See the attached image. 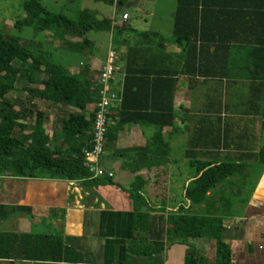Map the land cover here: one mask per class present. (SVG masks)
Here are the masks:
<instances>
[{
  "label": "crops",
  "instance_id": "obj_1",
  "mask_svg": "<svg viewBox=\"0 0 264 264\" xmlns=\"http://www.w3.org/2000/svg\"><path fill=\"white\" fill-rule=\"evenodd\" d=\"M129 3L115 0L107 16L125 30L128 42L117 48L115 86L123 93L130 80L125 112L130 122L119 126V119L112 120L103 158L112 182L93 187L0 176V233L59 239L61 264H219L221 242L231 250L230 264H264V164L250 158L264 144V74L254 69L264 62L249 61L234 49L223 80L185 76V55L171 41L173 30L157 41L153 31L132 29L126 9L135 3ZM100 69L91 71L95 81ZM169 107L173 122L159 128L154 122ZM44 115L45 123L52 121L46 134L65 152L62 117ZM219 135L222 144L215 148ZM224 161L243 168L211 190L194 214H185L192 210L186 191L196 179L195 165Z\"/></svg>",
  "mask_w": 264,
  "mask_h": 264
},
{
  "label": "trees",
  "instance_id": "obj_2",
  "mask_svg": "<svg viewBox=\"0 0 264 264\" xmlns=\"http://www.w3.org/2000/svg\"><path fill=\"white\" fill-rule=\"evenodd\" d=\"M44 1L20 0V8L25 16L18 20L14 18L15 25L12 29H0V176L47 178L85 182L93 187L104 186L111 183L112 179L92 180L85 162V151L92 146L95 122V112L87 117V109L98 103L101 87L94 79L85 53L89 49L91 56L107 61L110 49L117 51L118 47L128 44L123 40L125 30L116 29L114 19L104 15L102 18L98 17V11H81L76 18H69L63 13L49 10ZM101 1L111 7L115 4V0ZM176 1L171 41L185 55L183 75L205 80H223L234 49L243 51L249 61L264 62V0ZM26 28H33L36 34H43L44 37L51 34L61 40L66 37L80 39L79 42L66 40L65 49L51 48L66 53L70 58L80 55L83 60L70 63L69 67L62 65L61 59L47 49L49 45L43 42L30 44L23 40L21 35ZM90 33L106 34L113 38L114 47L109 41L106 57L105 53L97 54L96 42L90 38ZM129 54L133 55V51L130 50ZM73 67H81V71L78 74L71 73L70 69ZM26 68L29 72L44 77L42 83L50 88L53 97L46 95L44 90L31 89V99L28 102L8 100ZM254 69L262 70L264 74V64L255 63ZM262 80L264 81V77ZM129 82L127 79L123 93L116 88V82H113L114 89L122 97V104L113 117L119 119V126L130 122L125 113ZM46 97L62 110L61 135L68 142L65 152L51 142L45 130V115L38 111L35 100ZM69 109L74 112H68ZM171 109L169 107V111L166 109L159 117V123L157 120L154 122L159 124V128L172 124ZM33 116L36 118L35 123L27 125L26 121ZM28 130L31 133L24 135ZM112 131L114 129L110 127L108 142ZM221 144L219 135L214 146L219 148ZM144 153L148 155L149 152ZM251 157L264 164V144L258 154L252 153ZM153 166L155 165H149L150 168ZM195 166L196 179L186 191V199L190 201L192 210L184 213L189 215L195 213L193 209L207 203L211 190L243 168V165L230 161L197 163ZM61 252V241L56 238L16 237L0 233V260H14L25 264H61ZM218 262H231V250L222 242L218 245Z\"/></svg>",
  "mask_w": 264,
  "mask_h": 264
},
{
  "label": "rangeland",
  "instance_id": "obj_3",
  "mask_svg": "<svg viewBox=\"0 0 264 264\" xmlns=\"http://www.w3.org/2000/svg\"><path fill=\"white\" fill-rule=\"evenodd\" d=\"M130 3L134 2L133 6H129L126 10L131 15V20L129 21V26L135 30L142 31H153L157 33L155 36L157 41H164L168 36L169 32L173 30V18L170 17V13H174L177 6L176 0H129ZM145 3L144 5L138 6L139 3ZM129 3V5H130ZM44 5L54 13H63L67 15L69 18H76L78 12L90 10L93 12H99L101 15L109 16L112 15L113 8L111 6L106 5L103 2L95 3L93 0H45ZM24 11L20 8V4L18 0H0V29L4 27L8 29H12L15 25V20H18L21 17H24ZM120 19L122 20V15L119 14ZM15 18V20H14ZM161 30V31H160ZM90 38L95 40L96 42V52L99 55H103L108 48L109 41L111 38L106 34H97L90 33ZM22 38L25 41H28L30 44L43 42L45 45H49L46 48L48 50H52L58 58L61 59V64L69 67L70 63H76L83 60L80 55H76L74 58L68 57L66 53L54 49H65L66 40L70 42H79L80 39L75 37H66L65 40H61L60 38H56L54 35L47 34L44 37L43 34H36L33 28H26L22 32ZM150 38L151 36L148 35ZM44 37V38H43ZM170 39V38H169ZM24 43V42H23ZM53 46V48H51ZM120 54V52H118ZM88 58V63L90 67L98 73L99 67L103 65L100 63L99 59L90 55V50L86 49V53ZM56 58V57H55ZM58 61V60H57ZM21 66V64H17ZM91 69V71H93ZM71 73L77 74L78 71H81V67H73L70 69ZM100 75V74H99ZM98 76L97 79H99ZM44 77L41 75H35L33 72H29L26 68L24 74L19 78L16 88L13 93L8 96V100L11 102L16 101H26L31 99L30 90H44L46 95H52L53 93L49 87L43 85ZM38 106V111L46 113H55L56 117H62V110L58 107L54 102L49 99V97L42 100H35ZM18 110V109H17ZM53 117V116H52ZM55 117V118H56ZM54 118V117H53ZM35 116L33 118L26 121L27 125L31 126L35 123ZM52 123L51 118L49 121L45 123V128L47 123ZM31 133V130L25 132L24 135H28ZM109 149V148H108ZM112 150V149H111ZM108 153L111 154L112 151Z\"/></svg>",
  "mask_w": 264,
  "mask_h": 264
},
{
  "label": "built area",
  "instance_id": "obj_4",
  "mask_svg": "<svg viewBox=\"0 0 264 264\" xmlns=\"http://www.w3.org/2000/svg\"><path fill=\"white\" fill-rule=\"evenodd\" d=\"M123 20H129L125 14ZM121 57L116 50L110 49L106 63L100 69L98 82L99 101L95 104V122L92 134V146L85 151V162L92 180L113 179L114 174L105 167L103 158L108 143L109 129L112 119L122 104V97L114 89L113 82L120 71Z\"/></svg>",
  "mask_w": 264,
  "mask_h": 264
}]
</instances>
